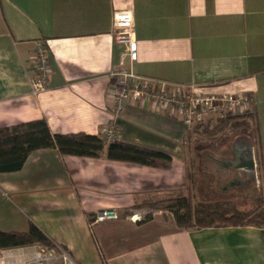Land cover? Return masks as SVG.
<instances>
[{
  "label": "crops",
  "instance_id": "1",
  "mask_svg": "<svg viewBox=\"0 0 264 264\" xmlns=\"http://www.w3.org/2000/svg\"><path fill=\"white\" fill-rule=\"evenodd\" d=\"M120 10L133 13L134 74L195 85L207 94L251 97L262 167L238 149L228 160L208 158L206 145L189 143L190 129L149 99L130 101L113 117L111 72L124 47L115 41L112 19ZM39 41L50 73L46 88L33 94ZM42 119L51 133L63 135L99 136L113 122L116 140L165 153L171 166L36 150L19 171L0 174L1 231H25L32 222L66 251L64 257L55 252L54 264H264L258 227L187 231L157 210L134 207L174 191L194 190L200 198L203 187L189 166L197 163L198 172L212 166L214 174L218 164L233 159L234 172H260L264 207V0H0V128ZM106 208L121 215L89 222ZM38 249L1 250L0 264H33Z\"/></svg>",
  "mask_w": 264,
  "mask_h": 264
},
{
  "label": "trees",
  "instance_id": "2",
  "mask_svg": "<svg viewBox=\"0 0 264 264\" xmlns=\"http://www.w3.org/2000/svg\"><path fill=\"white\" fill-rule=\"evenodd\" d=\"M239 121H244L243 125L249 131L248 134H252L254 137V146L256 147H254L255 158L257 167L260 168V166L262 167V149L258 145V125L255 113L252 110L237 115L229 114L222 119L216 120L214 125H211L210 121L196 123L189 130L188 137L195 135L201 140L205 139L212 142V145H222L225 141L224 139H220L219 135L226 128H230L231 126L238 127ZM247 142L250 143L248 147L251 148V142ZM195 143L201 145L200 148L204 145L198 143V140ZM48 148L56 149L63 156L95 159L100 158L104 154L105 158L111 161L128 162L159 169H169L171 166V157L167 154L125 144L119 142V140L106 143L100 135L94 136L84 133L53 134L47 122L42 119L0 128V174L19 171L29 154L36 150ZM205 148L206 152H208L207 150H211V146L209 145H206ZM194 151L196 155L198 153L201 154L200 157L204 155L202 149L195 148ZM236 152L233 150L232 155L234 157L237 154ZM206 156L214 158V155L211 153H207ZM169 194L162 199H143L140 203H135L134 207H149L159 210L162 212L164 219L170 216L179 228L187 231L212 227L255 226L262 230L264 237L263 206L251 212H242L227 205L211 206L202 201L195 202V198L191 195L190 191L186 194L183 192H172V194ZM200 194V199H202L203 195L201 192ZM94 217L92 216L89 222H92ZM34 245L44 249H61L32 222L29 223L26 231L0 230V251Z\"/></svg>",
  "mask_w": 264,
  "mask_h": 264
},
{
  "label": "built area",
  "instance_id": "3",
  "mask_svg": "<svg viewBox=\"0 0 264 264\" xmlns=\"http://www.w3.org/2000/svg\"><path fill=\"white\" fill-rule=\"evenodd\" d=\"M112 26L117 44L124 50L119 55L118 65L111 72L113 87L111 100L113 102V117L120 115L130 101H153L157 109L171 111L180 122L191 129L196 123L206 120L222 119L227 115L246 112L251 104V97L244 94H207L198 91L195 85L179 86L167 85L161 81L143 79L133 73L131 64L137 61V46L134 38L133 13L130 10H120L113 13ZM33 76L30 79L33 94L42 92L46 88L49 78V60L44 43L35 44L32 56ZM116 125L111 122L100 131L104 141L116 140ZM119 211L115 209H101L94 220L102 222L116 220ZM59 251L64 257L66 251L62 249H44L39 247L33 264H54Z\"/></svg>",
  "mask_w": 264,
  "mask_h": 264
},
{
  "label": "rangeland",
  "instance_id": "4",
  "mask_svg": "<svg viewBox=\"0 0 264 264\" xmlns=\"http://www.w3.org/2000/svg\"><path fill=\"white\" fill-rule=\"evenodd\" d=\"M238 114H241V113H238ZM216 120H219V119H212L208 121L211 122V125H214L216 123ZM208 121L206 120L203 123H206ZM243 123L244 121H239L238 127L235 128L231 126L230 128H226L219 135L220 139H224L225 141L220 146L216 144L212 145L211 144L212 142L207 141L205 139L201 140L195 135L189 136L187 141L189 143H195L196 140H198V143H202L207 146L212 145V148H210L211 150H208V151L213 153L214 157L220 160L231 159V157H233L232 156L233 150L237 151V149L241 151L243 157H247V158H250L252 156L254 157L255 148H256L254 146L255 144L254 137L252 136V134H248L249 131L246 130ZM251 124L253 125V123ZM247 141H250L252 146L255 147L253 148V150L252 149L250 150V148L248 147L250 143H248ZM222 163L223 165L218 164L216 166V171H214V174H212V171L210 169V167L212 166H210L209 169L206 170L205 172L197 171V163L194 164L195 169H193L191 165L189 166V170L194 174L193 175L194 179L198 181L196 185L203 187L202 191L200 190V192L203 195L202 199L196 196L197 192L195 193V191L193 190V195H195L194 201L195 202L202 201L205 204H208L211 206H226L227 205L228 207L236 208L240 211L243 210V212H251L255 210L256 208L261 207L262 206L261 204L262 183H261V180H259L260 172L258 170L256 172L257 168L255 167V171L253 173L249 172L245 174L243 171H239V170L234 172L233 170L234 163H235L234 159L233 161H223ZM235 186H238V187H235ZM179 192H182V191H179ZM174 193H178V192L174 191ZM183 193L186 194L185 192ZM168 195L170 194H167L164 197H167ZM162 198H158V199H162ZM140 202L141 201H139V203ZM141 208L155 210L149 207H141ZM160 213L162 214V212ZM120 215H121V212H119V216ZM29 223L30 222H28L27 227L29 226Z\"/></svg>",
  "mask_w": 264,
  "mask_h": 264
}]
</instances>
